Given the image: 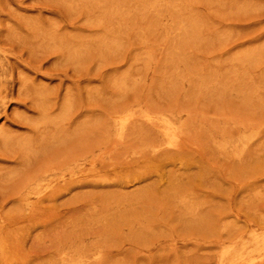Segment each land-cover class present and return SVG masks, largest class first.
<instances>
[{
  "label": "rangeland",
  "instance_id": "rangeland-1",
  "mask_svg": "<svg viewBox=\"0 0 264 264\" xmlns=\"http://www.w3.org/2000/svg\"><path fill=\"white\" fill-rule=\"evenodd\" d=\"M0 264H264V0H0Z\"/></svg>",
  "mask_w": 264,
  "mask_h": 264
}]
</instances>
